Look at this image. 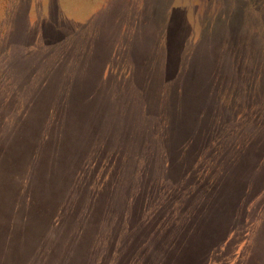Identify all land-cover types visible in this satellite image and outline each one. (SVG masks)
Masks as SVG:
<instances>
[{"label":"rangeland","instance_id":"374dc122","mask_svg":"<svg viewBox=\"0 0 264 264\" xmlns=\"http://www.w3.org/2000/svg\"><path fill=\"white\" fill-rule=\"evenodd\" d=\"M7 226L0 264H264V0H0Z\"/></svg>","mask_w":264,"mask_h":264},{"label":"trees","instance_id":"16d2710c","mask_svg":"<svg viewBox=\"0 0 264 264\" xmlns=\"http://www.w3.org/2000/svg\"><path fill=\"white\" fill-rule=\"evenodd\" d=\"M11 227H6L5 229H0V237L4 236L3 239L5 238H10L14 234L13 230H11ZM8 233V234H7ZM7 234V235H6Z\"/></svg>","mask_w":264,"mask_h":264}]
</instances>
